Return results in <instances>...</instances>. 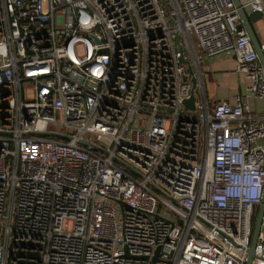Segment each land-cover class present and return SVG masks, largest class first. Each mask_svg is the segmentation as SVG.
<instances>
[{
  "label": "built area",
  "instance_id": "1",
  "mask_svg": "<svg viewBox=\"0 0 264 264\" xmlns=\"http://www.w3.org/2000/svg\"><path fill=\"white\" fill-rule=\"evenodd\" d=\"M238 23L232 0H0V264H264V72ZM224 53L247 83L209 106L198 64Z\"/></svg>",
  "mask_w": 264,
  "mask_h": 264
},
{
  "label": "crops",
  "instance_id": "2",
  "mask_svg": "<svg viewBox=\"0 0 264 264\" xmlns=\"http://www.w3.org/2000/svg\"><path fill=\"white\" fill-rule=\"evenodd\" d=\"M249 0H239L244 11L250 9L244 5ZM264 0L262 1V10ZM259 45L264 42V14L249 23ZM204 98L209 106L219 100L234 103L235 96L244 93L246 79L235 72V59L233 54L224 53L218 56L202 58L198 64ZM199 93L200 90L198 89ZM200 97V94H199ZM249 108L254 113H264V99L247 97Z\"/></svg>",
  "mask_w": 264,
  "mask_h": 264
},
{
  "label": "water",
  "instance_id": "3",
  "mask_svg": "<svg viewBox=\"0 0 264 264\" xmlns=\"http://www.w3.org/2000/svg\"><path fill=\"white\" fill-rule=\"evenodd\" d=\"M234 7L236 8V12L238 14V18H239V23L237 24V27H242L246 34L249 37V40L252 44V47L257 55L258 61L261 64L262 68H263V72H264V55H263V51L260 48V45L258 44L254 33L252 31L251 26L249 25L250 22L260 18L263 14H264V9L262 11H252L250 10L249 12H245L243 9L242 4L239 2V0H232ZM169 21H171L169 19ZM178 36L174 37V41H177ZM187 70L190 72V66L187 67ZM192 84H194V79H192ZM193 96L191 95L188 99H186L184 101V106L187 108L192 109L193 108ZM38 134H43V135H50V136H56L59 138H64V139H68L69 135L66 134H61L58 132H54V131H46V132H37ZM79 142L81 144L86 145L88 148H94V149H98L97 146H95L94 144L90 143L88 140H84V139H80ZM116 161H118L124 168H126L127 170H129L130 172H133L134 174H136L139 177H143L140 173L136 172L131 166H129L128 164H126L125 162H122L121 160H118V158L114 157ZM147 183L158 193L172 199L174 202H177L176 199L172 198L170 195H168L164 190H162V188H160L156 183L152 182V180H147ZM120 205H122V202H118ZM263 203H264V186H263V192H262V197L260 200V203L257 205L256 207V212H255V216H254V220H253V225H252V231H251V236H250V240H249V248L247 250V254H248V259L253 255L252 250H253V245H254V241H255V237H256V233L258 230V225H259V221H260V215H261V211L263 208ZM157 249H155L154 254L151 258L152 262H155L157 260ZM248 264V261L245 263Z\"/></svg>",
  "mask_w": 264,
  "mask_h": 264
},
{
  "label": "rangeland",
  "instance_id": "4",
  "mask_svg": "<svg viewBox=\"0 0 264 264\" xmlns=\"http://www.w3.org/2000/svg\"><path fill=\"white\" fill-rule=\"evenodd\" d=\"M193 97H194V100L197 102L198 99H199V91H198V89L193 91ZM109 205L114 208L115 214L118 216L119 215V206H118V204H116V203L111 201V202H109ZM254 216H255V213H254ZM254 216H253V220H254ZM253 220H252V225H253Z\"/></svg>",
  "mask_w": 264,
  "mask_h": 264
},
{
  "label": "trees",
  "instance_id": "5",
  "mask_svg": "<svg viewBox=\"0 0 264 264\" xmlns=\"http://www.w3.org/2000/svg\"><path fill=\"white\" fill-rule=\"evenodd\" d=\"M255 211H256V209H255Z\"/></svg>",
  "mask_w": 264,
  "mask_h": 264
}]
</instances>
